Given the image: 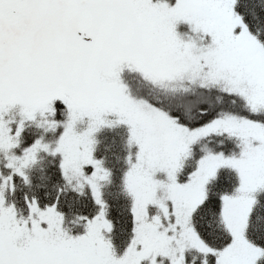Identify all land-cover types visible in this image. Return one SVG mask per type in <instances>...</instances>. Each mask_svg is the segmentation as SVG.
<instances>
[{"label":"snow or ice","instance_id":"snow-or-ice-1","mask_svg":"<svg viewBox=\"0 0 264 264\" xmlns=\"http://www.w3.org/2000/svg\"><path fill=\"white\" fill-rule=\"evenodd\" d=\"M0 264H264V0H0Z\"/></svg>","mask_w":264,"mask_h":264}]
</instances>
